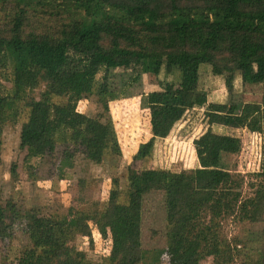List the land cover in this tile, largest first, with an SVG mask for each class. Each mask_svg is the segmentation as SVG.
Here are the masks:
<instances>
[{
  "label": "trees",
  "instance_id": "1",
  "mask_svg": "<svg viewBox=\"0 0 264 264\" xmlns=\"http://www.w3.org/2000/svg\"><path fill=\"white\" fill-rule=\"evenodd\" d=\"M1 4L5 15L0 18V55L4 58L11 49L15 70L12 88L0 92V149L5 126L17 124L26 114L20 133L25 161L39 159L54 151L58 142L67 141L77 146L67 159L77 153L91 165L100 164L108 146L118 140L117 129L112 122L87 118L76 109L77 102L93 91L100 72L137 71L146 60H166L194 72L204 63L218 61L255 68L254 81L263 85L258 176L264 178V0H1ZM53 6L58 10H51ZM191 11L204 15L191 16ZM42 84L45 89L34 96ZM188 91L193 94L191 107L206 105L207 92L195 83L176 89L168 84L147 95L152 137L140 145L136 161L149 157L156 139L167 138L187 115L188 106L180 103L179 95ZM52 96L68 97V102L58 105ZM230 140L224 135L216 150L228 152ZM17 168L14 162V179ZM163 177L148 180L132 164L128 203H120L118 191L112 190L101 222L128 224L141 249L154 242L153 227L162 223L155 208L157 196L165 213H191L202 203H212L216 215L236 216L251 224L248 241L264 259V190L242 199L240 182L221 168ZM151 216L158 225L147 223ZM91 220V214L83 212L76 228L94 245ZM18 234L31 248L17 264H90L65 224L14 200L0 201V243ZM138 249L113 248L111 253L117 255V264H135Z\"/></svg>",
  "mask_w": 264,
  "mask_h": 264
},
{
  "label": "rangeland",
  "instance_id": "2",
  "mask_svg": "<svg viewBox=\"0 0 264 264\" xmlns=\"http://www.w3.org/2000/svg\"><path fill=\"white\" fill-rule=\"evenodd\" d=\"M4 15L5 5L0 0V18ZM202 15L201 11H191V16ZM14 70V52L8 49L4 58L0 55V92L12 88ZM254 70L214 61L190 72L166 60H146L137 71L100 72L93 91L77 102L76 109L87 118L112 122L117 129L118 140L108 146L102 163L91 165L77 153L67 159L77 148L67 141L58 142L54 151L39 159L25 161L20 145L21 128L27 120L24 114L17 124L5 126L0 149V201L14 200L20 207L36 208L41 215L65 224L87 263L117 264L112 249H138L136 240L128 224L106 226L100 218L112 190L118 191L120 203H128V169L132 164L148 180L187 176L196 168H221L240 182L242 199L255 196L264 190V178L258 176L263 154V85L254 81ZM189 83L207 92L206 105L193 108L192 91L180 94V103L188 106L187 115L167 138L156 139L149 157L136 161L140 145L152 137L147 95L168 84L176 89ZM44 89L42 84L34 96ZM52 101L63 106L68 97L52 96ZM224 135L231 139L230 150L218 152L217 144ZM14 162H18L16 179L11 173ZM161 200L157 196L155 208L162 223L153 227L158 235L152 244L138 249L135 264H264L263 255L248 241L250 223L224 213L216 215L212 203H202L191 213H165ZM83 212L92 216L89 223L94 245L77 231ZM147 223H156L155 218L151 216ZM30 248L27 238L19 234L1 242L0 264H17Z\"/></svg>",
  "mask_w": 264,
  "mask_h": 264
}]
</instances>
